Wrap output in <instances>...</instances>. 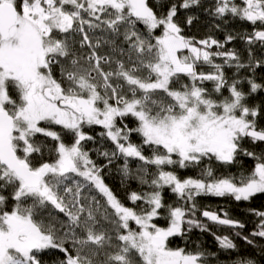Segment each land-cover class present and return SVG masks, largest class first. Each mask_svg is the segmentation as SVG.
I'll use <instances>...</instances> for the list:
<instances>
[{"label": "snow or ice", "instance_id": "6c2138e0", "mask_svg": "<svg viewBox=\"0 0 264 264\" xmlns=\"http://www.w3.org/2000/svg\"><path fill=\"white\" fill-rule=\"evenodd\" d=\"M200 3L0 0V264H42L46 250L62 254L58 264H209L206 250L173 248L171 238L209 231L200 216L245 227L227 212L201 211L196 198L250 202L264 194V148H256L264 145V106L249 104L264 83L225 75V66L255 73L264 61L250 48L245 64L215 38L186 36L179 9ZM213 15L248 23L241 38L264 48V0H216ZM97 30L107 38L94 37ZM93 126L114 145L101 153L108 163L123 158L122 175L146 186L128 196L134 207L121 202L85 150L83 142L94 139L85 129ZM241 157L254 164L238 176L210 164L195 177L179 173L203 161L236 165ZM130 160L140 162L135 173ZM69 174L87 184L69 187ZM85 188L104 202L83 195ZM166 189L175 202H166ZM255 215L261 220L250 236L264 238V211ZM216 240L224 250L238 247L229 236Z\"/></svg>", "mask_w": 264, "mask_h": 264}, {"label": "trees", "instance_id": "16d2710c", "mask_svg": "<svg viewBox=\"0 0 264 264\" xmlns=\"http://www.w3.org/2000/svg\"><path fill=\"white\" fill-rule=\"evenodd\" d=\"M150 4L154 3V0H149ZM166 3H177L181 0H165ZM216 0H201L199 6H194L190 9H179L178 15L181 18V24L184 27V34L188 37H194L196 40L205 39L208 37L215 38L222 43H225V47L228 50H235L241 55L243 63L247 64L248 51L251 48L252 57L261 61H264V48H261L259 44L248 45L246 40L241 38V34L251 31V26L238 19L226 17L227 23L218 19L213 15L214 5ZM188 16H193L192 25L186 24ZM216 25H220L219 28ZM141 31H146L143 26L138 25ZM159 32V30H157ZM231 34L236 36V39L230 43L226 42V37ZM96 38L106 39L107 34L102 30H97L94 34ZM127 47V45H124ZM101 51L107 53L109 46L101 44ZM217 63L223 61L219 58L216 60ZM204 71H209L208 66H204ZM225 75L228 78H232L239 75L240 78L253 77L257 79V82L264 83V66L257 68L255 73L251 69L241 68L236 69L235 67L225 66ZM206 87H211V82L206 83ZM247 91V85H243ZM249 104L252 106H264V92H257L249 98ZM258 123L264 126V119L258 118ZM85 131L94 137L92 141H84L83 145L86 151L89 152L91 159L97 164V166L103 169L101 175L104 182L113 190L117 197L126 206L134 207L131 204L128 196L132 191L147 190L146 186H142L138 180L127 179L122 175L123 158L113 159L112 163H108V160L101 154L103 151L114 150V145L110 140L103 138L99 135L104 131L100 126H93L92 128H86ZM41 140L54 144L50 141V138L40 137ZM71 136L66 137V140H70ZM135 142H138V138L133 137ZM257 150L264 148V145H257ZM47 158V157H46ZM54 158V154H53ZM240 163L231 166L220 165L215 160L203 161L201 165L188 168L180 169L179 173L181 176H198L201 168L210 164L217 172V174L231 173L239 175L241 172L247 173L253 167L254 161L248 157H241ZM140 165L139 161L130 160L129 168L135 173L136 168ZM70 179L65 181L69 187H74L76 182L81 184H87L82 177L76 176L75 174H69ZM83 195L91 196L96 195L97 199L104 202L103 197L94 189L91 193L88 192L87 188L84 189ZM166 202L172 203L176 201L174 194L170 193L167 189L165 190ZM198 207L200 210H211L215 211L221 216L225 212L228 213L229 218L239 220L245 225L243 229H233L229 226L217 225L206 218L200 216L199 218L203 223L208 225L209 231L202 232L199 229H193L187 233L184 237H173L170 241V246L173 248H185L187 251L206 250L209 253L208 260L209 264H239L241 260L251 259L256 264H264V238L251 237L250 233L258 230L257 225L261 218L255 215V211H264V194H258L250 202L235 201L232 197H216L211 195H202L196 198ZM139 203V202H138ZM48 210L52 211L54 215L58 216L60 220H66L67 218L62 214L56 212L51 206H48ZM255 210V211H253ZM111 211V209H109ZM199 216V213L197 214ZM161 225L165 221H159ZM240 231L242 235H247L253 239L254 243L249 245L240 237L235 236V232ZM216 236H229L237 244L235 250H224L219 246V242L216 240ZM61 255L57 250H46L44 253L39 254L42 264H58Z\"/></svg>", "mask_w": 264, "mask_h": 264}]
</instances>
